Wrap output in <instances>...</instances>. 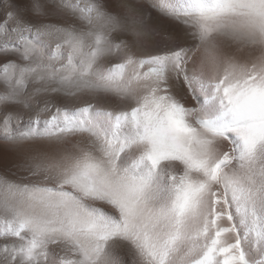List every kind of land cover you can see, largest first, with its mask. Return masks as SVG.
I'll use <instances>...</instances> for the list:
<instances>
[{"label": "snow or ice", "instance_id": "6c2138e0", "mask_svg": "<svg viewBox=\"0 0 264 264\" xmlns=\"http://www.w3.org/2000/svg\"><path fill=\"white\" fill-rule=\"evenodd\" d=\"M0 58V138L46 142L0 175V264H264V0H13Z\"/></svg>", "mask_w": 264, "mask_h": 264}, {"label": "rangeland", "instance_id": "374dc122", "mask_svg": "<svg viewBox=\"0 0 264 264\" xmlns=\"http://www.w3.org/2000/svg\"><path fill=\"white\" fill-rule=\"evenodd\" d=\"M13 3V0H10ZM22 4H26L27 0H20ZM40 4H45L48 0H38ZM105 2L109 6H115L121 0H105ZM6 0H0V16L3 13V7H5ZM45 19L49 20L50 22H58L62 19L60 16H48L44 17ZM153 19L155 22L158 23V29L156 32L149 33L141 38V42L143 44L145 51H152L158 47L164 46L165 43H168L166 36H167V29L171 28H178L179 26L174 22L169 20L168 18L162 16L159 12H153ZM121 38L130 40L131 37L129 35H124ZM2 59V58H0ZM91 98V97H86ZM95 103V100H93ZM106 103L108 106H114V101L109 98ZM3 114L2 109H0V115ZM46 144V142H36L31 145H25L23 149L13 150L4 140L0 138V175H8L12 179H18L20 173L17 172V169L14 167L15 162L20 158L24 151L29 148L34 147H42Z\"/></svg>", "mask_w": 264, "mask_h": 264}, {"label": "bare ground", "instance_id": "6f19581e", "mask_svg": "<svg viewBox=\"0 0 264 264\" xmlns=\"http://www.w3.org/2000/svg\"><path fill=\"white\" fill-rule=\"evenodd\" d=\"M10 4H11L10 0H6L5 7H3V13L9 7ZM117 255H119L121 257H126V252H125V250H122V249L121 250H117Z\"/></svg>", "mask_w": 264, "mask_h": 264}]
</instances>
